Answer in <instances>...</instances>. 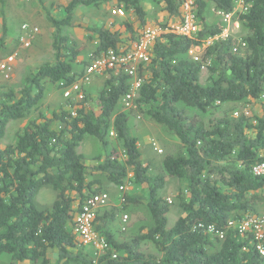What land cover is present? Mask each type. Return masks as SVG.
Segmentation results:
<instances>
[{"label": "trees", "instance_id": "obj_1", "mask_svg": "<svg viewBox=\"0 0 264 264\" xmlns=\"http://www.w3.org/2000/svg\"><path fill=\"white\" fill-rule=\"evenodd\" d=\"M112 1L145 25L142 0L54 4L52 8L62 15L56 18L45 12L52 27L51 61L26 74L16 88H0V257L8 256L7 264H264L253 231L241 236L229 226L231 220L254 216L248 196L264 190V177L252 173L264 161V0H243L241 7L238 0H193L197 32L183 37L164 31L157 37L148 62L137 66L140 85L133 99L135 109L116 112L132 79L123 69L106 70L102 72L107 76L104 87L97 95L87 94L84 85L82 99L66 98V108L51 116L38 113L15 134L14 143L1 145L9 123L36 109L48 85L66 89L80 81L90 61L109 50L122 53L132 47L133 42L119 38L118 31L83 28L95 46L89 61H83L77 71L81 50L65 30L74 27L79 7ZM160 1L167 20L159 27L179 23L178 1ZM208 3L218 13L232 14L245 36L238 39L231 34L206 44L223 29L221 23H207ZM39 4L43 7L41 0ZM2 34L4 44L5 27ZM193 48H198V62L189 55ZM203 71L208 74L205 83L201 82ZM234 103L247 104L250 112L253 106L255 112L231 111L204 125L186 111L205 113ZM136 111L164 127L183 150L180 156H166L162 161L166 176L180 185L182 213L172 225L170 202L161 197L165 177L152 174L150 164L142 161L138 138L129 126V114ZM86 136L98 141L103 155L87 160L78 152ZM105 185L143 188L144 195H125L120 208L144 206L151 225L119 241L109 228L115 213L100 209L94 227L108 250L94 254L74 232L75 217ZM43 188L55 193L47 206L36 198ZM207 227L224 233V239L210 235ZM147 242L161 256L145 251L142 246ZM259 243L264 250V238Z\"/></svg>", "mask_w": 264, "mask_h": 264}, {"label": "rangeland", "instance_id": "obj_2", "mask_svg": "<svg viewBox=\"0 0 264 264\" xmlns=\"http://www.w3.org/2000/svg\"><path fill=\"white\" fill-rule=\"evenodd\" d=\"M39 2L40 0H4L0 3V39L3 36V27L6 29L5 38H3L4 44L0 42V57L11 52L16 53L17 55L11 78L9 80H3L0 75V88L2 90L16 88L21 84L26 74L41 64L50 62L52 59V27L46 20L45 12L47 9L53 17L61 16L62 14L58 15L60 11L52 8V5L45 4V6L42 7ZM56 3L63 5L59 1ZM113 4L114 2L112 1L103 6L100 5L99 7H80L76 13L77 18L74 20V27L65 30L69 37L77 42L78 47L81 50L78 56L80 60V63L77 66L78 72L81 71V63L83 61L85 63L86 61H89V57L95 46L92 41L87 39L88 34L83 28L103 27L112 31H118L119 38L124 39L127 43L131 41L133 42L132 44H134L136 42L135 40L138 39L137 37H139L145 29L162 26L167 20L166 13L163 10V4L160 0H142V7L145 11L144 26L140 25V21H138L131 13H126L122 18L111 15ZM94 13H97V15ZM205 15L206 21L209 24H219L222 22L221 17L211 3H208ZM235 21L237 20L232 17L230 32L238 39H241L245 36L246 31L240 26V24L235 25ZM23 23H27L38 29V32L31 37V46L28 49L21 48L18 44L19 36L24 35V32L21 30V25ZM197 53L199 52L197 51ZM207 77V71H203L201 74V82L205 83ZM106 78L107 76L104 75V73L92 77L85 87L87 94H90L92 97L97 95L104 87V81ZM243 103L218 105L216 109L209 110L205 113H201L195 109H186V111L189 116L193 117L196 121L208 125L209 122L218 119L231 111H233V114L244 110H248L249 113L255 112L253 106L250 105V112L248 105ZM65 104V97L56 85H48L45 95L42 101L37 105L36 109L24 119L9 123L1 145L14 143L15 134L27 125L30 120L34 119L38 113L41 112L46 116H51L53 112L60 110V108H66ZM91 108L96 111L94 103ZM121 111H124V108L122 103L119 102L116 112ZM129 115V126L131 127L132 134L138 138L142 161L150 164L152 174L165 177L166 183L163 190H161V197L170 202L168 221L169 224L172 225L182 213V207L178 204L180 185L177 180L166 176L163 170L162 161L166 156H180L183 153L182 147L177 139L167 132L164 127L148 120L138 111L135 113L131 112ZM137 117H139V119ZM112 143L116 148V143L113 141ZM153 143L160 152L154 151ZM104 187L105 189L103 190L108 192L110 199L109 204L105 209L116 215L115 221L109 225V228H112L114 235L119 241L128 240L139 232H145L148 230L151 225V217L144 206L130 205L126 210H121L120 208L125 203H122V197L125 198V195L128 196L133 194L144 195L145 190L143 188L126 186L125 192L120 193L118 189H116V186L113 188L110 185H105ZM41 191V195L38 194L39 198L38 196L36 197L38 202L46 206L50 205L51 201L55 199V193L50 189L44 188ZM248 200L254 208L253 217H264V190L253 194L250 193ZM118 209H120V211H118ZM218 247L219 243L215 245L214 249H217ZM142 248L152 254L161 256L149 242L144 243ZM86 249L89 250L92 248L86 247ZM93 257H97V255H94ZM6 258H8V256H1L0 264H7Z\"/></svg>", "mask_w": 264, "mask_h": 264}, {"label": "built area", "instance_id": "obj_3", "mask_svg": "<svg viewBox=\"0 0 264 264\" xmlns=\"http://www.w3.org/2000/svg\"><path fill=\"white\" fill-rule=\"evenodd\" d=\"M182 12V19L179 23L169 24L165 29L162 27L147 28L141 33L132 47L122 53H116L113 50L107 51L103 56L94 59L89 62L84 70V74L80 81L73 83L68 88L61 89L63 96L70 98L72 96L77 97L79 100L83 98L84 85H87L90 79L94 76L100 75L106 70L123 69L124 72L132 79L130 91L124 95L121 100L124 110L135 109L133 105V99L135 92L137 91L140 80L137 79V66L141 63H146L149 60V52L151 46L154 44L157 37L164 31H170L181 35L183 37H190L194 35L197 30V18L194 11L193 0H177ZM243 0L237 1V6H242ZM111 15L116 17H124L125 12L121 8L111 10ZM221 17L222 31L219 35L213 38H209L206 44L212 43L214 40L224 39L231 35V19L232 14L218 13ZM237 25L238 22L235 21ZM21 30L24 35H20L18 38V44L21 48L28 49L31 46V37L38 32L37 28H34L27 23L21 25ZM240 46H244V43H240ZM198 48H193L189 51L190 57L194 62H198ZM235 51V50H234ZM16 53H9L3 57H0V75L3 80H9L13 73V67L16 60ZM204 69V68H203ZM139 119V117H137ZM154 151L160 152L156 145L153 143ZM252 173L256 177H264V161L258 163L252 168ZM120 193H124L126 185L124 187L117 188ZM122 197V201H123ZM109 202V195L106 191H102L94 194L88 198L83 204L80 211L75 217L74 232L77 234L81 243L88 248H92L97 253L105 252L108 250V245L105 240L96 232L94 223L97 212L107 206ZM229 226L236 229L239 235H245L246 232L251 229L254 233V237L257 245V250L261 255H264V250L260 246V241L264 238V217H251L247 220L236 222L231 220ZM206 231L213 237H217L219 240L224 239V233L215 231L213 227H207ZM113 258L116 256L113 255Z\"/></svg>", "mask_w": 264, "mask_h": 264}, {"label": "crops", "instance_id": "obj_4", "mask_svg": "<svg viewBox=\"0 0 264 264\" xmlns=\"http://www.w3.org/2000/svg\"><path fill=\"white\" fill-rule=\"evenodd\" d=\"M58 1H59L60 3H62V4H66V3H68L70 0H41V3L43 4V6H45V4H49V5L51 6V5L57 4L56 2H58ZM113 2H114V1H113ZM104 4H107V3H103V4H101V5L103 6ZM81 7H85V6H81ZM112 7H113L112 10L118 8L115 2H114V4H113ZM79 8H80V7H79ZM79 8H78V9H79ZM78 9L75 11V14H74V17H73V23H74V20L77 18V17H76V13H77ZM94 14L97 15V13H94ZM125 14H126V13H125ZM58 15H60V13H58ZM57 17H59V16H57ZM57 17H56V18H57ZM119 18H122V17H119ZM51 30H52V28H51ZM66 33H67V32H66ZM77 150H78V152L81 153V154H82L87 160H91V159H93V158H96V157H99V156L103 155V154H102V149H101L100 144L98 143V141H97L96 139H94L93 137H90V136H86V137L83 139V141L80 143V145H79V147L77 148ZM111 187L115 188V186H111ZM116 189H117V187H116ZM114 191H115V190H114ZM41 192H42V191H41ZM41 192L39 193V195H41ZM107 193H108V192H107ZM39 195H38V198H39ZM109 200H110V199H109ZM51 202H52V201H51ZM108 204H109V202H108ZM108 204H107V206H108ZM107 206H105V207H107ZM105 207L101 208V213L107 211V209H105ZM49 257L52 259V261H55V258H54V256H53V253H50V254H49Z\"/></svg>", "mask_w": 264, "mask_h": 264}]
</instances>
